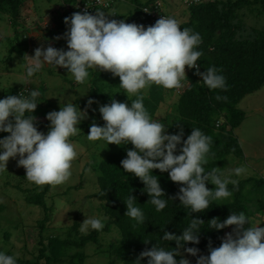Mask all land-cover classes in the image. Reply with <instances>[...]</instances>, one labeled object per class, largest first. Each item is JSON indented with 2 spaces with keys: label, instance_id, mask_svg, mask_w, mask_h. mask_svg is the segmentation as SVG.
I'll return each instance as SVG.
<instances>
[{
  "label": "clouds",
  "instance_id": "obj_1",
  "mask_svg": "<svg viewBox=\"0 0 264 264\" xmlns=\"http://www.w3.org/2000/svg\"><path fill=\"white\" fill-rule=\"evenodd\" d=\"M64 22L67 30L62 37L55 39H65L68 50L51 44L37 47L33 55H28L31 60L24 65V75L19 83L28 85L46 65L65 68L79 84L88 80L89 69L111 72L120 78L119 86L127 97L135 95L136 99L131 103L112 99L110 103L100 105L99 112L105 123L99 126L93 122L87 139L102 140L107 145L131 143L134 146L127 150L126 158L120 163L125 172L134 174L143 182L144 191L150 197L148 201L158 212L167 206V200L161 198L165 194L158 177L153 174L154 169L167 172L170 180L180 185L176 196L170 199L178 198L180 204L191 210L190 215L209 209L212 200L229 198L232 192L228 185L231 183L235 187L238 184L232 177L241 176L245 168L235 167L227 174L216 167L207 170L205 165L209 163L212 137L200 128H192L186 139H182V128L175 134H169L164 124L152 119L143 103L145 90L153 84L165 89L183 87L186 66L194 69V74L201 77L200 81L209 90H226V78L215 66L200 71L197 61L201 52L196 50L202 42L200 34L188 28L181 30L173 16H163L154 25L145 27L109 19L102 10L95 14L85 10L65 17ZM39 95L37 90H32L28 96L8 95L0 99V132L10 133L0 139V172L7 169L10 158L18 156L17 166L26 170L27 181L36 186L55 187L70 179L72 162L79 155L70 138L78 134L77 125L87 118L91 105L98 102L89 98L81 110L72 102L75 98L62 101L59 111L46 114L50 124L44 133L38 131L36 118L32 115ZM206 182L215 187L208 188ZM135 199L131 194L124 200V216L137 224H144L145 215L135 206ZM58 207H62L59 202ZM85 216L80 223L82 234H88L89 230H103L107 217ZM203 222L198 217L192 218L183 228L182 235L165 231L162 239L175 241L177 247L166 250L154 245L142 251L134 264H142L145 257L146 264H191L187 258H174L180 255L181 248L197 257L195 264H264V227H257L261 222L252 225L244 212H231L222 222L211 219L209 228L234 227L221 238L220 246L209 245V255L197 256L198 248L184 245L199 243L198 234ZM246 223L251 226L246 228ZM17 261L18 254L9 255L0 250V264H17Z\"/></svg>",
  "mask_w": 264,
  "mask_h": 264
},
{
  "label": "trees",
  "instance_id": "obj_2",
  "mask_svg": "<svg viewBox=\"0 0 264 264\" xmlns=\"http://www.w3.org/2000/svg\"><path fill=\"white\" fill-rule=\"evenodd\" d=\"M63 5H74L80 0H61ZM127 1V0H124ZM132 3V9L129 12H121L118 18L126 23L145 24L141 20L143 15L142 8L157 0H128ZM22 0H0V12L9 15L12 26L15 28V41L18 43L12 46L22 57H26L29 37L26 34V28L20 31L22 40L18 37V27L20 25ZM189 19L186 22L179 23L181 30L183 28L198 32L202 42L196 50L201 52L198 59L202 72L208 67L215 66L226 78V90H209L201 80V77L189 74V86L183 87L177 92L178 119L167 125V133L175 134L180 128L184 130L182 139L190 135L192 128H200L206 135L212 137L213 143L210 147L208 156L209 163L205 165L207 170L225 163L228 156H234L238 159L244 157L242 146L235 136V129L238 128L246 118V112L241 109L240 102L248 95L264 87V26L262 28L247 26L245 21V10L257 12L264 16V0H193L187 5ZM174 17V16H173ZM175 18V17H174ZM61 32H65L66 25L61 20L56 21ZM48 31V28L46 29ZM59 33V34H60ZM63 35V33H62ZM49 42L53 41L59 48L68 50L62 46V39H55L56 35L48 32L46 35ZM58 37V36H57ZM12 51V50H11ZM108 71L99 69H89V78L85 82H90L89 93L95 101L103 100L110 103L112 99L120 102L131 103L136 99L135 95L128 96L126 93L114 91L115 84H108L104 79ZM71 82V80H70ZM72 86L77 83L72 79ZM81 85H84L81 84ZM27 88V87H25ZM28 89L34 90L32 85ZM22 90V89H21ZM170 90L176 92V89H165L158 85H151L148 94H144V106L150 116L153 118L165 99V93ZM19 88L13 89L12 95L19 94ZM217 96L220 99H217ZM42 97H37L38 103ZM1 99V98H0ZM49 102V101H46ZM50 103V102H49ZM86 101L80 102L78 97L75 105L80 109L85 108ZM95 110V111H93ZM93 117L101 115L99 110L92 106L88 109ZM30 115V114H29ZM32 115L36 118L35 125L38 131L47 133L50 122L46 117ZM39 115H46L45 113ZM7 132H0V139L9 135ZM72 140V137L70 138ZM131 143L120 145L116 152L108 154L100 163L98 176V185L100 193L98 197L105 201L104 208L106 214L110 217L109 224L114 225L120 234V246L117 247L118 255L114 264H134L139 254L150 249L152 246H162L166 250L176 248L175 241H164L162 236L165 231L175 235H182L183 228L187 227L192 218H199L204 222L201 224L199 243L188 242L184 247H196L200 251L199 255H209V245L211 247L220 246L222 239L232 226L223 229H213L210 227V220L219 219L221 222L226 219L231 212H244L247 216L253 213V206L249 205V193H244L247 185L253 182L254 178H247L238 181L234 187L231 183L228 185L232 195L223 200H212L209 209L203 212H193L185 208L178 198L170 199L176 196L180 185L170 180L167 172H161L158 169L153 170V174L159 179L161 188L164 190V197L167 200V206L162 211H156L148 200L150 199L144 191L143 182L132 173L125 172L121 165V160L126 158L127 150L133 148ZM179 148V146H178ZM176 154H179L177 152ZM255 185L264 187V178H256ZM208 188L215 186L206 182ZM255 189V187H254ZM50 190L49 185H45L43 190L34 197L36 205H45V196ZM136 197L135 206L139 207L145 215V223L137 222L127 216L126 200L130 195ZM48 216L41 221V231L39 232V251L33 259L18 258L17 264H60L67 260L66 256L72 249H82L89 243H98V232L93 231L79 239L62 237L60 235L46 233L45 222ZM10 234L4 235L3 239L9 240ZM148 240V243H145ZM180 255L175 256L177 260L187 258L190 254L180 250ZM9 255V252H6ZM66 255V256H65ZM76 256L81 260L85 259V253L77 252ZM188 259V258H187ZM197 257L191 264H195ZM147 257L142 261L146 264Z\"/></svg>",
  "mask_w": 264,
  "mask_h": 264
},
{
  "label": "rangeland",
  "instance_id": "obj_3",
  "mask_svg": "<svg viewBox=\"0 0 264 264\" xmlns=\"http://www.w3.org/2000/svg\"><path fill=\"white\" fill-rule=\"evenodd\" d=\"M166 12L174 16L178 23L186 22L189 19V11L183 0H161ZM125 9L120 4H125ZM122 8V9H121ZM132 9L130 1L120 0L112 9L105 11L109 19L122 20L118 18L121 12H129ZM123 10V11H122ZM64 6L61 0H22L20 25L18 27V37L22 40L20 31L26 28V34L34 31L35 28L47 29V21L59 19L64 23ZM113 12V13H109ZM33 21V22H32ZM245 21L247 26L262 28L264 26V16L257 12L245 10ZM32 22V23H31ZM57 24V23H56ZM25 26V27H24ZM42 26V27H41ZM51 31V28L45 33ZM65 32H61L60 34ZM16 31L12 26L9 15L0 12V98L12 95L13 89L19 90L31 86L37 90L42 97L33 114L46 117L50 111H59L61 103L77 97L80 102L88 101L91 98L89 89L90 82L84 85L72 86L70 73L65 68L46 65L40 72L32 78V82L27 84L19 83L24 75V65L29 63L31 58L22 57L12 46L15 41ZM62 37V36H61ZM62 46H66V40L61 38ZM58 40V39H57ZM63 46V47H64ZM12 50V51H11ZM94 70H96L94 68ZM200 71L202 72L201 66ZM52 72L53 74H50ZM194 69H189L184 78V87L189 86L186 78L193 74ZM71 80V82H70ZM108 84H117L114 91L126 93L120 88V78L108 72L104 79ZM183 87V88H184ZM149 88L145 90L148 94ZM178 89L165 93V99L160 104L156 115L152 118L158 120L167 127L178 119L177 109ZM18 96V95H17ZM53 96V97H50ZM49 101V102H46ZM91 106L99 110V106L108 104L105 101L97 100ZM241 109L246 112L243 123L235 129V136L239 140L244 157L238 159L228 156L225 163L218 166V171L227 174L229 169L243 166L245 172L233 179L237 181L247 178H264V87L246 96L241 102ZM84 109V108H83ZM81 109V110H83ZM95 122L99 126L104 125L101 115L93 117L88 111L87 118L83 119L77 127L78 134L72 137L79 153L72 162V175L70 179L55 187L50 186V190L45 196V205H36L34 197L38 195L44 186H36L25 178L26 170L22 166H17L19 157L10 158L7 169L0 172V250L9 252L12 255L18 254L21 259H33L39 251V232L41 231V221L48 216L45 222L46 233L55 236L71 237L79 239L82 234L80 227L86 215L107 217L103 230L98 232V243H89L82 249H72L69 251L67 260L60 264H114L118 255L117 247L120 246V234L114 225L109 224L110 217L106 214L105 201L98 197L100 190L98 176L100 175L99 165L101 161L110 153L120 149V145L106 144L104 141H89L87 134L90 126ZM247 185L245 194L249 193V205L253 206V213L249 215L252 225L261 222L257 227H264V187L255 185V181ZM255 187V189H254ZM58 202L62 207H58ZM245 224V227H250ZM234 226L230 227L231 232ZM94 230H89L88 233ZM10 234L9 240L3 239L4 235ZM19 245V246H18ZM77 252L85 253V259L81 260L76 256ZM206 255V254H203ZM193 262L195 256L191 254L187 257Z\"/></svg>",
  "mask_w": 264,
  "mask_h": 264
},
{
  "label": "built area",
  "instance_id": "obj_4",
  "mask_svg": "<svg viewBox=\"0 0 264 264\" xmlns=\"http://www.w3.org/2000/svg\"><path fill=\"white\" fill-rule=\"evenodd\" d=\"M120 0H80L74 5H65L63 16L70 17L74 12H83L88 11L90 14H95L97 10L106 11L108 9H112L114 5H116ZM193 0H183V2L186 5H189L192 3ZM143 15L141 17L142 21H145V24L154 25L155 22L162 18L163 16H170L163 5V2L161 0H157L155 2H152L151 4H148L142 8ZM65 24V22H64ZM66 25V24H65ZM67 29V26H66ZM198 63V62H197ZM199 64V63H198ZM186 73L189 72V69L185 68ZM30 88V87H27ZM24 88L19 91V94H22L24 96H27L28 89ZM179 88L178 90H180ZM18 94V95H19Z\"/></svg>",
  "mask_w": 264,
  "mask_h": 264
},
{
  "label": "crops",
  "instance_id": "obj_5",
  "mask_svg": "<svg viewBox=\"0 0 264 264\" xmlns=\"http://www.w3.org/2000/svg\"><path fill=\"white\" fill-rule=\"evenodd\" d=\"M126 4L127 3L120 4V5L123 6V8L125 9V5ZM47 22L48 23H46V27H48V29L51 28V31H49V32H52L54 35H56V37L57 36H59V37L63 36L62 34H59L61 30L58 28V25L56 23H54L53 20L52 21H47ZM45 31H46L45 29L40 28L38 26V28H35L34 31H32V32L29 33V35H28V37H29V40H28V48H27V53H26L27 59L29 58V56L33 55L34 54V50L37 47H40L41 45H43L44 47H47L49 44H51V46L58 48L56 46V44H54L53 41L49 42L47 40L48 37L46 36L47 33H45ZM50 74H53V73L50 72Z\"/></svg>",
  "mask_w": 264,
  "mask_h": 264
}]
</instances>
